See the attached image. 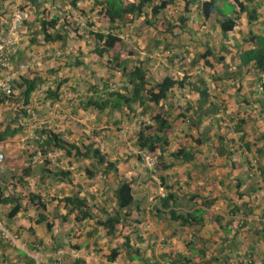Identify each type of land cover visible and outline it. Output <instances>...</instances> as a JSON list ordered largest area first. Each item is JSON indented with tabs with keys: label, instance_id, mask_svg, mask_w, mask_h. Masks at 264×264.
Here are the masks:
<instances>
[{
	"label": "crops",
	"instance_id": "0c3cea01",
	"mask_svg": "<svg viewBox=\"0 0 264 264\" xmlns=\"http://www.w3.org/2000/svg\"><path fill=\"white\" fill-rule=\"evenodd\" d=\"M188 1L185 10L184 2ZM200 1L174 0V5L164 8L160 16L173 24L170 32L144 24L148 27L142 30L152 33L147 52L159 47L168 56L160 64L155 55H145L141 46L139 55L120 51L125 42L123 34L116 30L127 24L110 29L102 17H97L95 9L91 11L95 8L93 0H76L75 7L70 6L69 0H0L3 25L14 2H22L28 9L20 29L26 36L19 41L11 63V70L16 72L13 83L25 73L29 78H42L40 85L46 89H53L59 82L55 98L48 97L45 90L32 91L25 106L35 110L34 116L28 118L25 111L24 128L0 141L15 140L17 144L22 138L19 146L32 149L27 153L23 149L25 154L16 160L20 164L17 172H12L10 163L7 169L11 171L2 172L3 167L0 168V179L5 183L11 184V177H23L21 185L5 184L4 196L17 198L20 208L8 216L12 200L0 203V223L10 236L0 234V264H53L59 258L63 264H264V72H259L252 61L243 64L240 60V53L252 47L249 33L264 35V0H239L247 10L253 9L256 17L247 22L245 12H225L235 17V25L225 33L216 21L220 15L202 16ZM219 1L228 5L233 2L218 0V6ZM43 9L49 16L65 15L74 21L64 42H43L38 21V12ZM234 9L238 11L237 6ZM177 16L186 19L181 27L176 24ZM92 18L94 25L85 28L84 21ZM90 30L118 33L122 41L112 52L127 58L131 65L135 60L145 63L146 75L154 69L153 81L165 75L174 79L185 75L190 85L194 82L185 90L171 89L169 98L160 103L159 110L167 113L170 120L169 143L163 155V161L169 164L166 168L156 166L151 155L145 160L144 152L135 145L137 120L148 122L158 107L144 101L147 109L140 115L137 102L130 104L133 114L124 105L116 110L80 105L82 99L95 95L91 89L95 76L100 86L102 82L114 86L112 81L120 80L116 83L119 89H103L100 95L108 90L123 93L121 86L125 84L124 77L108 68L105 55L97 57L92 52L95 42L87 35ZM207 50L210 54H206ZM175 54L190 56L178 61L175 75L157 78L161 68L175 66ZM183 60L186 61L182 63ZM20 63H27L29 71L18 72ZM199 79L206 87L204 102L200 97L202 87L198 89ZM210 101L217 106L212 116ZM9 102L6 99L0 105L12 106ZM186 106L199 117L197 124L189 123L185 116L176 117ZM13 116L9 115L8 120ZM41 129L52 130L79 147L92 142L113 166L108 170L104 163L97 165L93 159L76 156L72 151L63 155L61 150L53 149L42 155L38 146L42 136L36 135ZM177 148L189 150L191 159L168 155ZM92 168L94 174L89 176ZM120 180L130 183L132 204L117 210L113 191ZM168 192L173 202L162 207L160 199ZM29 193L44 201L41 212L52 224L50 231L43 223L34 222L39 210L26 200ZM72 195L86 200L91 217L75 220V210L66 214L71 205L66 204L65 208L57 200ZM202 200L209 204L200 206ZM197 208L203 210L198 215L200 223L181 225L169 216L170 209L186 214ZM114 212L119 220L113 230L95 223ZM15 242L21 247L13 245ZM112 250L115 256L108 260Z\"/></svg>",
	"mask_w": 264,
	"mask_h": 264
},
{
	"label": "trees",
	"instance_id": "16d2710c",
	"mask_svg": "<svg viewBox=\"0 0 264 264\" xmlns=\"http://www.w3.org/2000/svg\"><path fill=\"white\" fill-rule=\"evenodd\" d=\"M76 0H69L70 6L75 7ZM218 0H202L199 2V10L203 17L207 18L212 14L220 15L219 19H216L219 28L222 33L229 31L235 25V17L228 16L225 14V11L219 8L217 4ZM190 1L184 2V9L187 10L186 6ZM35 3V1H34ZM93 5L95 8H91L92 10H96L95 14L97 17H102L108 26L111 28H116L118 24L125 25L131 23L134 19L141 17L144 24L154 27L159 31L170 32L173 24L162 16L164 12V8L167 5H174V0H93ZM229 12H234L236 15L240 12H245L247 22L255 19L254 10H247L246 5L239 0H233L230 3ZM238 7V11L236 12L234 7ZM160 13L162 14L160 16ZM40 15L38 17L39 21V32L41 33L43 42H53V41H65V37L68 36V30L73 28L75 23L73 20H66L64 17H60L58 15H48L45 9L40 10L38 12ZM235 15V16H236ZM4 15L0 13V24L3 25ZM99 20V18H97ZM185 18L182 16H177V26H180L185 22ZM3 21V22H2ZM85 28H89L94 25V21L85 20L82 24ZM87 35H91L94 39V47L92 52L95 53L97 57H101L105 55L107 57L106 62L108 64L109 69H115L122 77L125 79V84L121 86L123 93L118 90H108L100 95L95 92V95L85 97L81 101L82 107H91L95 110H103L104 108L116 110L119 109L120 106L124 105L126 109L132 114L134 113V109L130 107L132 102H137L140 108V115H143L147 109L144 104V101H149L156 107L158 110L149 115V120H137L138 127L134 131L135 135V145L139 151H142L148 155H151L155 159V165L159 166L160 169L166 168L169 164H166L163 161L164 152L168 146V137L167 132L170 128V120L167 117V113L161 112L159 108H161L160 103L169 98L170 91L173 88H179L182 90L187 89L191 85L187 81V77L183 75L180 79H174L170 75H165L161 79L157 81H153V83H149L146 79V73L148 72L147 66L142 61L135 60L134 63L128 68L127 58H121L118 52H112L111 50L116 46L121 44V37L118 33L115 32H100V31H88ZM249 41L252 43V47L244 50L240 53L241 63L246 64L249 61H252L254 67L259 72H264V35L260 34H251L249 33ZM206 54H210L211 51H205ZM203 56V54H201ZM200 57V55H199ZM19 82L15 83V88L19 89L18 94L20 95L21 102L24 105H27L30 99V94L35 90L37 85H40L43 80L39 76L28 77V74L19 75ZM201 79L197 82L198 89L202 87L200 92V97L204 102L207 98L206 87L203 85ZM59 82L55 85L54 88H48L44 93H47L48 97H56L55 87H57ZM262 88L264 89V82L261 83ZM185 87V88H184ZM184 88V89H183ZM45 96V95H44ZM8 99V98H6ZM6 99L0 98V101H5ZM211 107V114H214L217 111V106L211 101L209 103ZM22 114H26L25 110L21 111ZM195 114V113H194ZM176 117L185 116L189 123L195 125L199 122V117L193 115V112L189 111V106L184 107L182 112H178L175 114ZM188 116V117H187ZM203 116V114H202ZM212 116V115H211ZM13 119V118H12ZM1 121L0 122V141L4 140L7 137H11L22 130L21 125L16 123L15 121ZM36 135L38 137L42 136L41 143H37L39 146V151L41 154H45L48 150L59 149L61 150L63 155H69L71 151L76 156H83L91 158L95 161L97 165L105 164V167L111 168L113 165L110 162L105 161L103 154L99 151L97 146H93L92 142L88 144H79L77 146L74 143H69L68 141L62 139L58 133H55L49 129H41ZM36 140V139H35ZM198 140V139H197ZM195 140V142H197ZM173 158L181 157L182 160H189L192 157V153L189 150H185L184 148H177L168 153ZM253 167V165L251 166ZM110 170V169H108ZM25 173V169H24ZM89 176L94 174L93 168L88 170L87 173ZM162 179V178H161ZM11 184L8 182H3L0 179V203L6 204L8 201L12 200V207H10L7 212L8 216L15 214V212L20 208L17 198H11V195H7L10 197L4 196L5 184L6 186L10 184L12 187L15 185H21L23 181L22 176L11 177ZM115 197V204L117 210L126 208L132 204V196H131V188L130 183L126 180H120L113 191ZM37 199V201H36ZM27 201L32 202V204H36V209L39 210L37 213V217L35 219V223H43L44 227L47 231L51 229V222L47 221L46 216L41 212L44 210V201L40 200V197L37 194L29 193ZM35 200V201H34ZM161 206L168 207V201L172 200V194L166 193L161 197ZM57 201H62L64 203L65 208L66 204H70V208H66V214L75 210L76 214L74 216L75 220H80L84 217H91L89 213L86 200L84 198H79L77 196H63L60 197ZM209 204L208 200H202L200 202V206L206 207ZM56 208L54 209V215L57 216ZM203 214V210L201 208H197L192 213L186 214H176L175 211L169 210V216L171 219L178 220L181 225H190L192 223H200L201 217L198 215ZM65 216H61V219H64ZM119 216L117 212H114L112 215L106 214V218L103 220L97 219L95 223L97 225H101L107 230H113V227L116 223H118ZM54 247V246H53ZM54 249H56L54 247ZM115 256V251L112 250L111 254L108 255V260H112ZM249 260V259H248ZM28 261L32 262V259H28ZM55 264H63L62 261L55 259ZM72 264V263H65ZM185 264V263H183Z\"/></svg>",
	"mask_w": 264,
	"mask_h": 264
},
{
	"label": "rangeland",
	"instance_id": "374dc122",
	"mask_svg": "<svg viewBox=\"0 0 264 264\" xmlns=\"http://www.w3.org/2000/svg\"><path fill=\"white\" fill-rule=\"evenodd\" d=\"M22 2H20L19 4H21ZM219 6L222 8V10H224L225 12H228L230 8H228L227 3L224 1H219ZM171 7V6H170ZM170 7L168 6L167 9H170ZM171 14H174V12H171ZM66 20H71L70 17H66L65 15L63 16ZM91 20H95V19H91ZM98 21L96 22L95 25H97ZM100 23H102L103 25V21H100ZM120 25V24H118ZM146 25H144L142 18H136L132 21V23L127 24L125 26H118L121 29H117L116 32H118L119 34H123V40L125 42L124 46L120 48V51H127V53H129V56H131V54L134 55H139L138 51H140L141 48H143L145 55L147 53H150L151 57H153L152 55H155V59H157L158 63L162 64L163 62H166V58H168L167 55H163L161 52H163V49L160 50L159 47H152L151 49L147 48V42L148 39L152 36L150 33V31L147 32L142 30L143 27H145ZM148 27V26H146ZM154 33V32H153ZM127 34V35H125ZM156 34V33H154ZM133 35L135 36L133 38ZM131 36V37H130ZM141 46V48H140ZM113 50H111L112 53ZM115 51H117V48H115ZM147 52V53H146ZM180 53V52H179ZM190 55L186 54V55H180L179 54H175V58H176V62H173L175 64V66L170 67L168 70H165V68H161L160 69V76L158 75L157 78H161L164 74H171L172 76L176 74V71L179 70L178 69V61H180L181 59H184L185 57L188 58ZM134 59V58H131ZM161 61V62H160ZM186 60H183V62H185ZM181 63V64H182ZM180 64V63H179ZM127 65H131V63H127ZM29 71V69L27 70ZM154 72V69H150L149 73L146 75V79L147 81L151 84L153 83V78H152V74ZM113 73V72H112ZM115 80L120 81L119 78H115ZM117 81H112L115 82L114 86H111L108 84V82H102L103 86H100V82L98 79V76H95V78L93 79V84L92 87L94 88V91L96 93H101L103 92V89L106 90L108 89H119V85L116 84ZM124 81V80H123ZM111 82V83H112ZM106 85V86H105ZM10 100L9 103L12 104V106H6L1 104L0 105V121H9L8 120V116L9 115H14L12 121H15L16 123H18L19 125H21L22 129L24 128V124L22 123V116L23 114L21 113L22 110H25L26 113L29 115L28 118H32L35 114V110L33 108H30V106L26 107L24 104H22L21 102V98L18 94V91L14 88V93L13 95L8 99ZM32 113V115H31ZM11 121V120H10ZM19 136V135H18ZM23 139L20 138L16 144L15 140H5L2 143H0V151L3 154V158L2 161L0 163V168L3 167V171H11L7 169V163H10L11 165H13L14 170H12L13 173L17 172L19 170L20 164L19 162H17L16 160L19 161V157L21 154H25L24 151L29 152L31 151V147L29 148H23L20 147L19 145L22 143ZM24 149V151H23ZM37 159V157H36ZM38 160V159H37ZM35 162L37 163V161L35 160ZM34 162V163H35ZM1 171V170H0ZM13 245H16L17 247H21V243L19 242H15L13 243Z\"/></svg>",
	"mask_w": 264,
	"mask_h": 264
},
{
	"label": "built area",
	"instance_id": "2783aa9c",
	"mask_svg": "<svg viewBox=\"0 0 264 264\" xmlns=\"http://www.w3.org/2000/svg\"><path fill=\"white\" fill-rule=\"evenodd\" d=\"M27 15V7L23 6V4L14 2L10 5L9 17L6 24H0V96L5 99L11 97L14 93L13 80L16 72L11 70V63L12 59L15 58L17 54V45L19 41L26 36L20 29L22 20H24ZM27 68H29L27 63H20L16 70H18V72H22L27 70ZM40 89L43 90L46 89V87L44 86ZM143 156L145 160H149L148 154L143 153ZM2 158L3 154L0 151V163ZM162 195L163 193L160 194V196ZM0 234L5 238H10L6 230L2 228L1 223ZM248 261L249 260H247V262ZM53 264H55V262H53Z\"/></svg>",
	"mask_w": 264,
	"mask_h": 264
},
{
	"label": "clouds",
	"instance_id": "9594fccd",
	"mask_svg": "<svg viewBox=\"0 0 264 264\" xmlns=\"http://www.w3.org/2000/svg\"><path fill=\"white\" fill-rule=\"evenodd\" d=\"M13 85L15 86V83H13ZM41 87H42V85H39L38 87L35 88V89L37 90V92L46 90V89H43V90L40 89ZM14 88H15V87H14ZM15 89L19 92V89H17V88H15ZM34 91H35V90H34ZM2 98H3V97H2ZM9 98H10V97H9ZM9 98H8V99H9ZM8 99H7V100H8Z\"/></svg>",
	"mask_w": 264,
	"mask_h": 264
}]
</instances>
